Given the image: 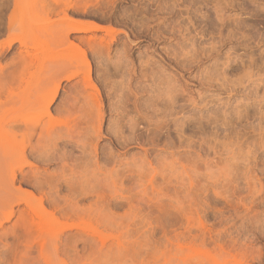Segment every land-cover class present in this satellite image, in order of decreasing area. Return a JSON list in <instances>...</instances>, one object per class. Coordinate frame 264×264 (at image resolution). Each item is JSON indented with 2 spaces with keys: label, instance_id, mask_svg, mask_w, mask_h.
<instances>
[{
  "label": "rangeland",
  "instance_id": "rangeland-1",
  "mask_svg": "<svg viewBox=\"0 0 264 264\" xmlns=\"http://www.w3.org/2000/svg\"><path fill=\"white\" fill-rule=\"evenodd\" d=\"M0 264H264V0H0Z\"/></svg>",
  "mask_w": 264,
  "mask_h": 264
},
{
  "label": "bare ground",
  "instance_id": "bare-ground-1",
  "mask_svg": "<svg viewBox=\"0 0 264 264\" xmlns=\"http://www.w3.org/2000/svg\"><path fill=\"white\" fill-rule=\"evenodd\" d=\"M31 218V217H30ZM33 221H35V220H33ZM32 222V221H31Z\"/></svg>",
  "mask_w": 264,
  "mask_h": 264
}]
</instances>
